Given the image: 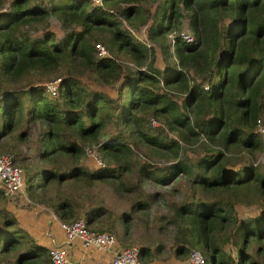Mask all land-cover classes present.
Returning <instances> with one entry per match:
<instances>
[{"label": "trees", "instance_id": "obj_1", "mask_svg": "<svg viewBox=\"0 0 264 264\" xmlns=\"http://www.w3.org/2000/svg\"><path fill=\"white\" fill-rule=\"evenodd\" d=\"M91 1L0 0V152L20 163L29 198L63 222L83 217L113 234L121 225L123 238L135 212H156L181 259L197 248L210 264H264V160L252 161L264 152L256 126L264 119V0ZM183 25L193 40L176 35L172 45L169 34ZM141 26L161 68L153 46L134 37ZM98 39L110 55H96ZM54 76L61 81L51 95L44 83ZM87 81L119 84L113 95ZM137 144L154 152L142 159ZM94 145L103 165L91 169L86 146ZM104 183L129 209L86 203ZM6 205L0 260L50 264L48 248ZM157 248L141 244L139 259Z\"/></svg>", "mask_w": 264, "mask_h": 264}, {"label": "rangeland", "instance_id": "obj_2", "mask_svg": "<svg viewBox=\"0 0 264 264\" xmlns=\"http://www.w3.org/2000/svg\"><path fill=\"white\" fill-rule=\"evenodd\" d=\"M93 2L98 3L96 0L91 1V3H93ZM99 4H102V1H100ZM51 23H52L51 24L52 29L56 33L61 34L62 30H61L59 23L55 17H53L51 19ZM122 24L125 27L130 28L128 26V24L126 23V21H123ZM181 29L189 30L186 28L185 25H183L181 27ZM172 35L173 34H171L168 38H172ZM134 37L137 40H140L142 42H146L147 46H151V47L153 46L154 54H155V64L158 67L163 66V61H162L160 49L156 44H154L153 42H151L147 38L145 26H141L139 28V30L137 29V34L134 35ZM100 42L101 41L98 39L95 42V45H96V43H100ZM102 44H104V43H102ZM96 55L99 56V54L97 52H96ZM107 55H110V52L108 49H107ZM118 60H119V62H121L123 64L124 68L128 65V63L126 62L127 57H124L122 54H119ZM54 77H56V76H54ZM51 78L53 79V77H51ZM51 78H48V80L49 79L51 80ZM85 81H86V79H85ZM119 81L117 83H115L113 86H102V85L93 83L91 81H87V84L90 87L103 89L106 92H112V94L114 95V93H115L114 90L117 88ZM176 95H177V98H181L183 96V94H178V93H176ZM155 124L159 125V120L157 118H155ZM262 132L263 131H261V133ZM262 134L264 135V133H262ZM131 137L136 138V136H131ZM131 137H129V139H132ZM5 140H6V138L3 139L2 141L4 142ZM135 141L136 140H132V144H135ZM192 147L194 148V150L190 149L188 151V153H189V156L194 157L195 154L197 152H199V148L197 146H192ZM134 149H135L134 150L135 154L142 159H144L146 157L147 152H154L152 149H149L144 144H137L134 146ZM28 151L29 150L25 146H22V153H24V154L28 153L26 155L27 156L26 161H29L32 159V157L30 156L31 155L30 151L29 152ZM86 152L88 154V155L86 154V164L89 168L94 169V168H97L98 166L101 165L96 158V156L98 157V154H99V156H101L97 145H94L93 147L92 146H86ZM0 153L11 154L8 151H2ZM34 160L36 162H38L37 159H34ZM263 160H264V152L257 153V157L252 158V161L254 163L255 162L256 163L257 162L262 163ZM15 162L17 164H20L16 160H15ZM40 165L45 166V164L42 162L39 163V166ZM22 171H23V169H22ZM22 175H23V179H24L23 186H21L16 192H14L13 195H6L4 192L3 186L0 187V190L2 191V194L4 196L0 201V208H4V202L7 204V208L11 207V209L13 210V206H14L16 208L15 211H18L17 215L14 214L15 218L18 221V225L23 227L24 229H27V230H34L37 233H39L38 231H41L39 229V227L41 225L47 226L48 228H50L51 225L55 224V221H52V220L56 219L58 221H63L57 215H56V218L51 216V215L55 214L51 208H49L48 206H46L43 203L35 202L34 200H31L29 198L27 191H26V187H25L24 171L22 172ZM66 185H68V184H64V188H63L66 192L71 193L73 190L72 188H75L74 186H71V185L66 186ZM187 186L188 185L183 184V182H181L180 185L178 186L179 190H177L178 191L177 193L179 194L180 197H182L185 194V192L187 190ZM90 191H91L92 195H91V197L86 198V200H85L86 203L87 202L88 203L89 202L95 203V202L102 200L103 202L108 204L110 207L115 209L116 210L115 212L118 214H122L125 210L129 209V204L126 202V200L123 198L120 199L116 194H114L112 189L109 187V185L107 183L97 184L92 189H90ZM38 192H39V189L36 190V194H35L36 197L38 195ZM51 193H53V192H51ZM12 202H14V203H12ZM10 203H12L13 205ZM11 209L8 208L9 212H13ZM162 210H165V209L162 208ZM134 215L136 218H133L130 221V223H129V225H130L129 234H127L124 238L122 236L121 225H119L118 231H113L114 234L116 235V239H118V245L123 244V246H128V245L140 246L141 244H146L149 242L152 244L153 248L158 247L157 249H155V251H157L158 253L160 252L161 255H164L167 252H169L170 247H171V242H172L171 235L167 229L158 227V222L156 220L157 213L154 212L150 215H147V214L142 213L141 211H137V212H135ZM117 232H118V234H117ZM240 239H241V236H240ZM238 249H239V246H238ZM2 255H4V254L2 253ZM234 256H237V255L235 254ZM7 258L9 260L10 256H7ZM206 258H207V256H206ZM1 259L2 260H0V264H6L4 257ZM207 264H210L209 258H207Z\"/></svg>", "mask_w": 264, "mask_h": 264}, {"label": "built area", "instance_id": "obj_3", "mask_svg": "<svg viewBox=\"0 0 264 264\" xmlns=\"http://www.w3.org/2000/svg\"><path fill=\"white\" fill-rule=\"evenodd\" d=\"M98 3L102 0H96ZM170 42L174 43V37L179 35L185 41H192L193 35L189 30L181 29L178 32H171L169 36ZM96 52L99 56L107 55V49L104 44L96 43ZM61 81L60 77H56L46 81L45 87L51 95L57 94V87ZM151 124L155 125V119L151 120ZM257 130L264 133V120L257 119ZM101 165L102 161L96 156ZM22 168L14 161L13 156L9 153H0V185L3 186L6 195H13L21 186L24 179ZM56 218V214L52 215ZM60 225L65 232L67 241L79 238L86 246L94 248H109L116 243V236L108 231L94 230L88 227L83 217H78L71 222L60 221ZM50 264H86L80 261H70L68 259L67 250L63 245L53 244L48 247ZM110 264H149L139 259V246L128 245L116 248L112 251ZM187 264H207L206 258L202 251L192 248L187 256Z\"/></svg>", "mask_w": 264, "mask_h": 264}, {"label": "crops", "instance_id": "obj_4", "mask_svg": "<svg viewBox=\"0 0 264 264\" xmlns=\"http://www.w3.org/2000/svg\"><path fill=\"white\" fill-rule=\"evenodd\" d=\"M136 34L137 32L134 33V35ZM8 208L11 209V207ZM15 210L16 208L13 206L12 211L14 212L15 215H17L18 211ZM52 221H55V224L51 225L50 228L41 225L39 227V229L41 230L38 231L39 233H37L34 230H27V229L25 230L30 235H32L38 243L45 245L47 248L53 244L63 245L67 250L68 259L72 262L80 261L86 264H110L112 251L116 248H120L123 246V244H121L122 246L118 245V239L116 240L114 246L109 248H94L91 246H86L79 238L67 241L65 232L60 225V221L56 219ZM142 261L149 264H187V257L181 259L176 255H174L173 252L169 251L164 255H161L160 252L157 254L155 253L151 260L149 261L142 260Z\"/></svg>", "mask_w": 264, "mask_h": 264}]
</instances>
